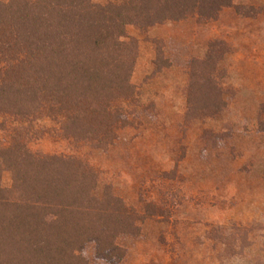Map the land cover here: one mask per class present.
<instances>
[{
  "label": "trees",
  "instance_id": "obj_1",
  "mask_svg": "<svg viewBox=\"0 0 264 264\" xmlns=\"http://www.w3.org/2000/svg\"><path fill=\"white\" fill-rule=\"evenodd\" d=\"M232 0H0V117L16 124L0 141V264H86L83 251L119 264L122 236L159 212L128 207L99 173L73 155L32 152L31 125L46 119L61 140L107 151L131 127L138 92L131 77L138 44L128 27L148 30L195 16L211 20ZM211 44L188 64L186 121L212 119L224 103L217 87L221 58ZM219 54V55H218ZM32 135V136H31ZM3 170L11 185L2 186ZM159 216V214H158ZM261 264V263H258ZM264 264V263H263Z\"/></svg>",
  "mask_w": 264,
  "mask_h": 264
},
{
  "label": "rangeland",
  "instance_id": "obj_2",
  "mask_svg": "<svg viewBox=\"0 0 264 264\" xmlns=\"http://www.w3.org/2000/svg\"><path fill=\"white\" fill-rule=\"evenodd\" d=\"M127 34L138 44L131 77L138 96L124 105L131 127L101 152L61 140L55 123L39 119L29 148L86 159L99 173L98 198L111 186L138 213L148 203L156 208L159 216L137 225L138 235L117 240L125 251L119 264H263L264 0H232L211 20L192 16ZM211 44L223 53L216 84L224 108L186 121L188 64ZM15 126L0 117L4 145ZM1 176L8 188L10 172ZM82 255L86 264H106L93 243Z\"/></svg>",
  "mask_w": 264,
  "mask_h": 264
}]
</instances>
